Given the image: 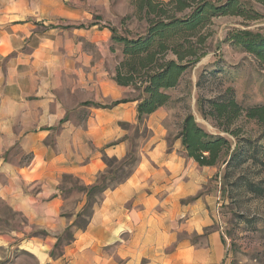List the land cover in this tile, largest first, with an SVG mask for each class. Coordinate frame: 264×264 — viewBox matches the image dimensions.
Returning <instances> with one entry per match:
<instances>
[{"label": "crops", "instance_id": "1", "mask_svg": "<svg viewBox=\"0 0 264 264\" xmlns=\"http://www.w3.org/2000/svg\"><path fill=\"white\" fill-rule=\"evenodd\" d=\"M79 6L80 0H0V223L10 227L0 238L24 236L37 264H220L219 231L197 245L176 237V217L194 211L181 198L204 177L161 140L102 193L86 227H73V239L51 254L85 203L83 196L74 204L64 198L63 176L91 185L104 169L101 153H126L124 141L109 144L122 136L120 123L136 121V100L110 105L128 98L129 87L83 51L84 42L98 45L108 32L56 25L82 19ZM87 101L109 106L81 104ZM16 218L22 230L10 226Z\"/></svg>", "mask_w": 264, "mask_h": 264}, {"label": "rangeland", "instance_id": "2", "mask_svg": "<svg viewBox=\"0 0 264 264\" xmlns=\"http://www.w3.org/2000/svg\"><path fill=\"white\" fill-rule=\"evenodd\" d=\"M131 1L80 0L82 6L79 7L86 11V14H82L84 17L68 24L66 21H58L56 25L63 28L82 29L95 25L97 30L108 32L109 38L101 40L100 44L86 45L84 42L82 47L84 52L103 61V67L114 75V69L122 59V54L120 46L113 44L110 40V29L115 28L119 33L127 30L128 36L133 37L141 34L146 26L143 19L132 15ZM262 12L263 17L253 21H246L236 16L212 18L201 31L205 37V54L196 64L187 68L176 87L167 90L171 96L170 103L158 108L150 117L148 115L141 125H136V121L121 122L125 123H120L122 136L109 143L124 141L126 144L124 156L132 151L136 161L133 164L122 165L123 156L116 158L117 161L113 162L109 168L103 161L104 169L91 184H100L102 174L108 169L112 171V174L105 175L104 183L112 187L116 181L123 179L128 172H132L140 159L147 157L156 142L163 141L168 150L174 149L180 156L185 157L192 174L204 177L199 185L181 198V202L185 205L190 204L194 211L188 213L190 217L187 214L176 217V237L179 240L188 238L197 245L202 243L204 237L212 231H219L225 249L224 258L220 264H264V124L247 119L244 113L249 107L264 105V64H261L249 52L235 46L229 39L230 32L235 29H249L264 34V10ZM128 15L131 17L123 20ZM48 26H54V24H48ZM129 90L128 98L139 95L131 87ZM220 95L228 97L232 95L242 107V113L229 125V131H235L236 135L223 132L219 129L223 126H217L212 118L203 117L198 109L200 99H214ZM104 102L97 103L102 105L107 101ZM85 103L81 104L85 105ZM187 114H191L207 132L226 135L230 138L231 149L237 141L246 139L248 153L255 155L254 160L248 159L238 166L220 164L209 169L198 166L192 159L186 157L181 144V126ZM101 155L103 160L105 154L101 153ZM112 178L115 180L111 184L109 182ZM62 181L64 198H69V202L74 204L83 196L86 202V191L83 190V187H87L86 185L71 175H64ZM101 198L100 192L94 196L93 199L96 201L94 206L100 202ZM199 201H203L202 206L196 205ZM203 210L206 224L202 222ZM79 211L72 223L77 221L80 224L83 219L89 222L88 212H85L80 219L77 216ZM193 214L201 222L198 221L199 219L187 222L189 218L193 219ZM187 223L191 227L190 230L186 226ZM10 226L20 230L25 227L20 218H16ZM9 228L8 225L0 223V235L6 236ZM60 237L62 242L61 246L55 248L56 255L62 251L63 245L67 242L64 231ZM24 238L20 236L9 242L0 238V264H37L33 254L23 248ZM103 251L110 252L106 248ZM114 259L120 263L115 255Z\"/></svg>", "mask_w": 264, "mask_h": 264}, {"label": "trees", "instance_id": "3", "mask_svg": "<svg viewBox=\"0 0 264 264\" xmlns=\"http://www.w3.org/2000/svg\"><path fill=\"white\" fill-rule=\"evenodd\" d=\"M132 15L143 19L146 23L141 34L128 36V31L119 33L117 29H110V40L120 46L122 59L114 69L113 80L122 86L131 87L139 93L131 98L137 101L136 125L143 124L145 118L158 108L166 106L171 101L168 89L174 88L186 72L187 68L196 64L205 54V37L201 33L212 18L220 16H236L246 21H253L263 17L264 0H132ZM125 16L123 20L129 19ZM229 39L235 46L252 54L261 64H264V34L249 29H235L230 32ZM113 50V47H111ZM113 101L110 105L131 100ZM85 105L107 107L97 102L88 101ZM198 109L205 118H212L217 126L225 133L236 135L229 131V125L242 113V107L234 97L220 95L214 99L199 100ZM247 119L264 124V105H256L245 109ZM125 124V123H121ZM181 144L186 157L192 159L198 166H218L233 164L238 166L248 159L247 140L237 141L232 148V141L226 135L212 134L204 130L191 114H187L181 126ZM107 168L115 157L103 156ZM136 158L132 151L123 157L122 165L133 164ZM112 174L106 169L100 181L87 187L86 202L77 214L82 218L85 212L90 217L96 201L97 193H103L111 185L104 183L106 174ZM132 172H128L123 179L116 181L113 186L122 182ZM114 178L109 183L114 182ZM112 186V187H113ZM88 221H74L65 230L68 244L73 239L71 228L83 229ZM58 236L54 249L61 246ZM63 245V246H64ZM54 256V250L51 251Z\"/></svg>", "mask_w": 264, "mask_h": 264}]
</instances>
